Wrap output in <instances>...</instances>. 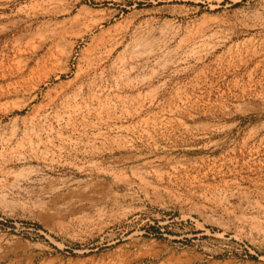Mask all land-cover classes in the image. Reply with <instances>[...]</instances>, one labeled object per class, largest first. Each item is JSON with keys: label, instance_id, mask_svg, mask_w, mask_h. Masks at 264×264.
Here are the masks:
<instances>
[{"label": "rangeland", "instance_id": "1", "mask_svg": "<svg viewBox=\"0 0 264 264\" xmlns=\"http://www.w3.org/2000/svg\"><path fill=\"white\" fill-rule=\"evenodd\" d=\"M0 264H264V0H0Z\"/></svg>", "mask_w": 264, "mask_h": 264}]
</instances>
